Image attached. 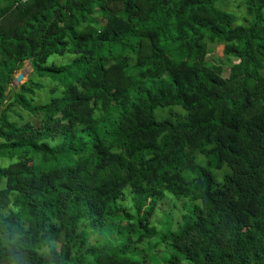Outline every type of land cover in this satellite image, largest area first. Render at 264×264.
<instances>
[{
    "label": "trees",
    "instance_id": "obj_1",
    "mask_svg": "<svg viewBox=\"0 0 264 264\" xmlns=\"http://www.w3.org/2000/svg\"><path fill=\"white\" fill-rule=\"evenodd\" d=\"M241 3L0 0V264H264V0ZM167 193L192 206L152 241Z\"/></svg>",
    "mask_w": 264,
    "mask_h": 264
},
{
    "label": "rangeland",
    "instance_id": "obj_2",
    "mask_svg": "<svg viewBox=\"0 0 264 264\" xmlns=\"http://www.w3.org/2000/svg\"><path fill=\"white\" fill-rule=\"evenodd\" d=\"M218 1L222 3L221 6L222 9L231 12L236 17L235 19L236 24L243 23L241 17H243L244 15V7L241 3V0H218ZM71 57H72L71 54L52 55L49 57L48 62L49 63L53 62L59 65L69 62ZM205 59L206 62L210 64L222 66L223 76L227 75L230 62L237 61L234 58L232 59L227 58L228 59L227 60L226 57L223 56L222 45H211L205 56ZM21 72L24 73V78L21 82H24L27 78V75L31 72V66L29 60H24L22 62V66L15 72L14 80H13L14 83H15L16 75ZM37 96H38L37 101H43L45 99V90L37 92ZM171 109L174 108L173 107L157 108L154 110V115L159 120L165 117L166 114L171 111ZM217 177L220 180L222 178V172H220ZM189 203H190L189 200L185 198L184 199L175 198L173 195L169 193H167L162 200L157 202V210L155 216L152 218V224L155 225V227L157 228L159 235L153 238L152 241H156L160 237V234H162L168 227L174 230L177 229V223L181 221V213L182 212L183 214H185L186 212L188 213L191 209L192 205ZM173 205H177V206L173 207ZM164 246L167 247L165 244H159L155 249H152L151 251L145 250L146 252L145 255L142 257L141 260H139L135 264H147V262L152 258V256L156 252V249L157 250L159 249L158 253L160 254L157 261L162 262L163 259L168 258L173 253V250L171 248L169 249L168 247L167 248L169 251L163 250L162 248ZM136 258H139V256H137ZM183 263H185V261H183Z\"/></svg>",
    "mask_w": 264,
    "mask_h": 264
},
{
    "label": "water",
    "instance_id": "obj_3",
    "mask_svg": "<svg viewBox=\"0 0 264 264\" xmlns=\"http://www.w3.org/2000/svg\"><path fill=\"white\" fill-rule=\"evenodd\" d=\"M23 78H24V73L23 72L18 73L15 77V83L12 81L13 82L12 86L15 87V86H18L19 84L23 83V82H21L23 80Z\"/></svg>",
    "mask_w": 264,
    "mask_h": 264
}]
</instances>
